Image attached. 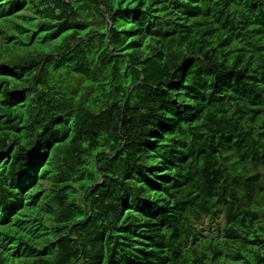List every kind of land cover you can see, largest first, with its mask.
I'll use <instances>...</instances> for the list:
<instances>
[{
  "label": "trees",
  "instance_id": "trees-1",
  "mask_svg": "<svg viewBox=\"0 0 264 264\" xmlns=\"http://www.w3.org/2000/svg\"><path fill=\"white\" fill-rule=\"evenodd\" d=\"M0 264H264V0H0Z\"/></svg>",
  "mask_w": 264,
  "mask_h": 264
},
{
  "label": "rangeland",
  "instance_id": "rangeland-1",
  "mask_svg": "<svg viewBox=\"0 0 264 264\" xmlns=\"http://www.w3.org/2000/svg\"><path fill=\"white\" fill-rule=\"evenodd\" d=\"M202 226H204V228H206V229H209V228H210V226L207 225V222H206V221H204V222L202 223Z\"/></svg>",
  "mask_w": 264,
  "mask_h": 264
}]
</instances>
